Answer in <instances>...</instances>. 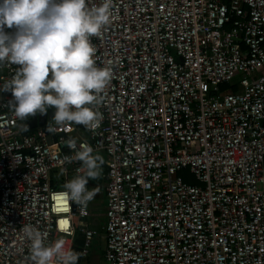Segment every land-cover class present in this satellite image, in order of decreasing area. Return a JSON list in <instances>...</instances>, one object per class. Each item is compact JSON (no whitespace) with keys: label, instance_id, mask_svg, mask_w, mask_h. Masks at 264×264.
I'll return each instance as SVG.
<instances>
[{"label":"built area","instance_id":"built-area-1","mask_svg":"<svg viewBox=\"0 0 264 264\" xmlns=\"http://www.w3.org/2000/svg\"><path fill=\"white\" fill-rule=\"evenodd\" d=\"M91 42L113 74L85 138L22 132L0 92V264H31L25 224L70 249L79 232L89 255V203L51 185L78 174L66 158L84 142L104 156L103 264H264V0H113Z\"/></svg>","mask_w":264,"mask_h":264},{"label":"clouds","instance_id":"clouds-1","mask_svg":"<svg viewBox=\"0 0 264 264\" xmlns=\"http://www.w3.org/2000/svg\"><path fill=\"white\" fill-rule=\"evenodd\" d=\"M112 8L113 0L92 7L86 0H0V66H18L0 92L11 93L8 106L18 120L54 108L57 127L100 126L103 116L96 106L103 102L113 73L110 64L97 65L91 38L112 23ZM66 144L77 149L75 139ZM93 151L84 142L74 157L66 158L81 162V167L61 195L84 207L99 194L98 186L89 190V180L100 179L103 172V157ZM21 231L30 242L31 264H78L82 254L66 248L63 238L47 241L31 224Z\"/></svg>","mask_w":264,"mask_h":264},{"label":"crops","instance_id":"crops-1","mask_svg":"<svg viewBox=\"0 0 264 264\" xmlns=\"http://www.w3.org/2000/svg\"><path fill=\"white\" fill-rule=\"evenodd\" d=\"M0 73H1V66H0ZM11 100H12V95H11ZM32 118L33 117H29L26 121L18 120V128L22 132H25V133L34 132V131L40 129V128H37V129H29L28 128L29 127L28 124L32 120ZM51 123H54V121ZM25 125H26V127H25ZM71 127L73 128V130L67 134L68 137L72 136L74 138H77V137L78 138H85L87 136L86 128L83 127L82 125L72 124ZM55 149H60V146L56 145ZM93 155H100L103 157V160H104V156L101 153H95ZM102 169H103V172H102V177L100 179L89 180V185H88L89 190H91L93 187H96V186L99 187V194L94 199H103L104 198L102 196V185H104V183H105V178H104L105 166H104V163L102 165ZM104 209H105V207L103 209L96 208L95 210L90 208V217L88 219V222H89L91 227H93L99 231V234L94 238V240L92 242V246H91L89 255L84 259L80 258L78 261V264H103V254H104V247H105L104 237H103V232H102V227H103V224L105 222Z\"/></svg>","mask_w":264,"mask_h":264},{"label":"trees","instance_id":"trees-1","mask_svg":"<svg viewBox=\"0 0 264 264\" xmlns=\"http://www.w3.org/2000/svg\"><path fill=\"white\" fill-rule=\"evenodd\" d=\"M220 91L221 92H227V91H231V92H236L239 90V86L236 83H232V84H222L220 85ZM31 133V132H29ZM55 147V146H54ZM52 179H51V185L53 186V188L55 189H64V184L62 183V181L59 179V177L57 176L56 173L52 174ZM104 185H102V196L105 198V194H104ZM83 235L79 232H76L74 239H73V244H72V250L80 253L81 251V247L83 245Z\"/></svg>","mask_w":264,"mask_h":264},{"label":"water","instance_id":"water-1","mask_svg":"<svg viewBox=\"0 0 264 264\" xmlns=\"http://www.w3.org/2000/svg\"><path fill=\"white\" fill-rule=\"evenodd\" d=\"M54 108H49L46 115L37 113L28 124L29 129L40 128L45 134L48 132V125L53 122L52 117L54 114ZM52 142L55 143V138L52 136Z\"/></svg>","mask_w":264,"mask_h":264},{"label":"rangeland","instance_id":"rangeland-1","mask_svg":"<svg viewBox=\"0 0 264 264\" xmlns=\"http://www.w3.org/2000/svg\"><path fill=\"white\" fill-rule=\"evenodd\" d=\"M178 176L182 178L183 181L189 184H196L195 178L193 177L192 174H190L188 171H182L178 173ZM69 179H73L72 175L69 174ZM90 208L95 210L96 208L98 209H103L105 207V199H94L93 201L89 202Z\"/></svg>","mask_w":264,"mask_h":264}]
</instances>
